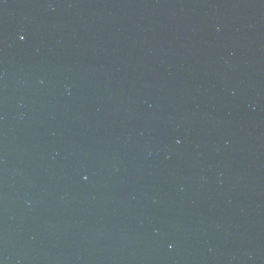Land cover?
<instances>
[{"label": "water", "instance_id": "obj_1", "mask_svg": "<svg viewBox=\"0 0 264 264\" xmlns=\"http://www.w3.org/2000/svg\"><path fill=\"white\" fill-rule=\"evenodd\" d=\"M0 264H264V0H0Z\"/></svg>", "mask_w": 264, "mask_h": 264}]
</instances>
